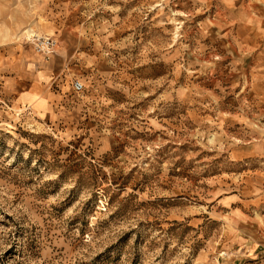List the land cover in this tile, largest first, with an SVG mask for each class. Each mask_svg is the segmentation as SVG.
Returning <instances> with one entry per match:
<instances>
[{"label":"rangeland","instance_id":"374dc122","mask_svg":"<svg viewBox=\"0 0 264 264\" xmlns=\"http://www.w3.org/2000/svg\"><path fill=\"white\" fill-rule=\"evenodd\" d=\"M0 264H264V0H0Z\"/></svg>","mask_w":264,"mask_h":264},{"label":"built area","instance_id":"2783aa9c","mask_svg":"<svg viewBox=\"0 0 264 264\" xmlns=\"http://www.w3.org/2000/svg\"><path fill=\"white\" fill-rule=\"evenodd\" d=\"M28 40L34 51L47 60L54 56L58 48L57 40L51 37H38L31 35L29 36ZM74 90L79 93L82 92L84 90L83 84L79 81H76L74 83Z\"/></svg>","mask_w":264,"mask_h":264},{"label":"bare ground","instance_id":"6f19581e","mask_svg":"<svg viewBox=\"0 0 264 264\" xmlns=\"http://www.w3.org/2000/svg\"><path fill=\"white\" fill-rule=\"evenodd\" d=\"M60 47V46H59Z\"/></svg>","mask_w":264,"mask_h":264}]
</instances>
